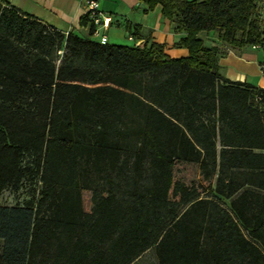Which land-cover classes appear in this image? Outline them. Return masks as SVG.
I'll return each instance as SVG.
<instances>
[{
	"label": "trees",
	"instance_id": "trees-1",
	"mask_svg": "<svg viewBox=\"0 0 264 264\" xmlns=\"http://www.w3.org/2000/svg\"><path fill=\"white\" fill-rule=\"evenodd\" d=\"M143 1L183 29L186 56L0 0V191L31 167L41 182L35 204L0 205V264H134L150 248L157 264H264V89L215 72L199 37L264 47L256 3ZM181 162L197 182L173 175Z\"/></svg>",
	"mask_w": 264,
	"mask_h": 264
},
{
	"label": "crops",
	"instance_id": "crops-1",
	"mask_svg": "<svg viewBox=\"0 0 264 264\" xmlns=\"http://www.w3.org/2000/svg\"><path fill=\"white\" fill-rule=\"evenodd\" d=\"M20 13L31 16L52 29L69 31L80 37H89L91 26L82 24L84 6L80 0H6ZM101 10L110 16V23L102 33L107 43L140 46L157 43L166 55L179 58L188 54L179 45L185 35L183 29L161 14L160 6L146 10L143 0H99ZM264 25V0H254ZM132 37L133 39H129ZM204 44L218 49L214 71L232 82L248 83L264 89V47L255 45L231 46L218 39L217 31L200 32Z\"/></svg>",
	"mask_w": 264,
	"mask_h": 264
},
{
	"label": "rangeland",
	"instance_id": "rangeland-1",
	"mask_svg": "<svg viewBox=\"0 0 264 264\" xmlns=\"http://www.w3.org/2000/svg\"><path fill=\"white\" fill-rule=\"evenodd\" d=\"M65 52L64 49L58 51L59 57ZM59 59L57 60V62ZM30 158H23V165H31ZM31 167V166H30ZM173 175L187 183L197 182L198 178V166L196 163L192 162H181L172 168ZM41 187V182L39 181V176L36 173L34 167H31L30 172H27L25 176L21 179L17 188L8 186L0 191V205L7 206H24L28 202H33L35 204L39 198V191ZM89 197L90 192H85ZM214 200L219 202L224 207H229V199L221 198L218 196H211ZM2 239H0V251L2 247ZM134 264H157V259L155 256L154 248H150L140 255Z\"/></svg>",
	"mask_w": 264,
	"mask_h": 264
},
{
	"label": "built area",
	"instance_id": "built-area-1",
	"mask_svg": "<svg viewBox=\"0 0 264 264\" xmlns=\"http://www.w3.org/2000/svg\"><path fill=\"white\" fill-rule=\"evenodd\" d=\"M84 6L83 17L91 26L92 30L89 33V38L100 43H107L106 36L102 33L106 30L110 23V16L104 13L100 8L99 0H80ZM129 39H133L129 37ZM134 44L140 46V41L135 40ZM256 99H259L256 96Z\"/></svg>",
	"mask_w": 264,
	"mask_h": 264
}]
</instances>
